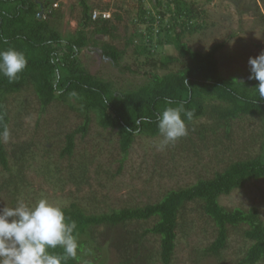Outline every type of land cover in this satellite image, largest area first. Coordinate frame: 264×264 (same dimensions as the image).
I'll use <instances>...</instances> for the list:
<instances>
[{
  "label": "trees",
  "instance_id": "obj_1",
  "mask_svg": "<svg viewBox=\"0 0 264 264\" xmlns=\"http://www.w3.org/2000/svg\"><path fill=\"white\" fill-rule=\"evenodd\" d=\"M57 1L0 0V50L14 48L23 52L28 60L27 67L15 81L9 82L0 75V133L5 128L9 131L10 127L7 97L28 87L32 88L44 110L58 100L82 117L83 122L67 132L62 141L59 158H69L71 161L75 159L78 135L84 139L92 121L119 136L122 167L138 135H160L157 121L165 107L183 106L193 113L190 121L185 117L188 135L176 141V148L182 150L191 144L194 136L203 141L208 135L224 130L227 137H231L235 134V131L231 132L234 121L245 116L262 119L259 138L254 136L247 142L250 143L247 146H251L255 144L253 139H260V151L255 156L233 161L212 179H199L188 187L169 190L157 202L143 206L124 205L104 214H88L75 203L63 207L68 221L76 224L74 235L78 241V251L88 244L85 237H89L92 227L106 224L125 229L128 222L154 219L153 225L145 229L141 239L127 237L128 230L121 233L124 236L121 242L128 245L121 248L125 251V258L120 263H130L141 257L148 261L156 256L155 260L149 262L173 264L178 240L187 235L181 231V227L186 223L192 224L185 217L188 203L198 202L216 229L214 240L202 249L198 260L204 256L221 259L222 252L228 247L231 230L236 229L245 238L247 247L235 264H264V219L260 210L256 207L231 209L219 201L222 195L244 187L251 180L264 179V99L259 98L256 89L258 80L249 77L239 79L223 73L217 52L224 43L203 52L192 49L185 41L186 36L206 26L205 9L195 0H155L154 11L142 7L138 15V23L146 25L147 31H140L136 23L126 40V48L121 49L114 43L119 37L114 34L116 24L111 21L112 16L93 18L94 7L89 5L88 0H79V28L75 33L63 35L55 25L59 21L57 17L55 21L54 9L50 11L51 19L41 14ZM90 29L91 36L88 34ZM100 36H107L109 40L103 41L99 39ZM98 45L102 56L115 67H121L123 72L143 74L145 81L135 88L122 91L116 87L114 80L90 73L81 54L85 48ZM128 45L133 46L138 62L140 57H145L142 63L148 66L146 70L142 71L139 65L138 68L121 66ZM167 46H173L178 55L157 57L158 49ZM171 63L180 64V67L158 73L159 67L167 69ZM166 99L171 104H166ZM145 117L147 120L142 119ZM23 154L27 156V153ZM87 154L75 159V169L80 176L87 175L93 164V158ZM26 159L29 160L28 156ZM25 162L21 154L16 159L18 166H11L3 138L0 137V166L3 171L11 173L0 184V197L3 195L9 199L2 203L0 210L15 207L18 196L24 193L21 184ZM43 171L47 181L57 177L52 162L45 164ZM54 181L60 183V179ZM149 234L158 236L160 240L159 249L153 250V253L141 248ZM132 243L135 245L132 246ZM49 251L61 255L62 264H83L78 252L73 258L65 256L59 247Z\"/></svg>",
  "mask_w": 264,
  "mask_h": 264
},
{
  "label": "rangeland",
  "instance_id": "obj_2",
  "mask_svg": "<svg viewBox=\"0 0 264 264\" xmlns=\"http://www.w3.org/2000/svg\"><path fill=\"white\" fill-rule=\"evenodd\" d=\"M88 1L94 7L93 14L105 12L108 16L112 15L111 21L116 24L114 34L119 37L114 43L121 49L126 48V40L138 23L140 10L144 8L154 11L155 4V0ZM195 1L206 11V26L193 35L186 36L185 41L192 49L203 52L209 51L216 44L224 43L217 52L223 73L247 79L251 75L249 58L264 52V0ZM52 9L55 10V21L57 18L59 21L55 25L63 35L75 33L79 28L81 15L79 0H58L42 11V16L51 19ZM136 27L140 31H147L144 24L138 23ZM91 30L88 32L89 36L92 34ZM99 39L109 40L107 36H100ZM90 47L85 48L81 54L90 73L114 80L116 87L122 91L135 88L145 81L143 74L123 72L121 67H115L102 56L100 45ZM133 49L132 45H128L121 66L138 68L139 65L142 71L146 70L148 66L142 63L145 57H140L138 62ZM160 55L177 56L178 53L173 46H167L158 49L157 57ZM179 67L180 64L171 63L167 69L159 67L157 71L163 74ZM6 106L10 116V135L3 142L11 166H18L16 159L21 154L26 160L21 184L24 193L18 196V201L29 205L46 197L62 207L75 203L88 214H104L124 205L143 206L157 202L169 190L188 187L199 179H212L233 161L255 156L260 151V139H253L255 144L251 146H247L250 145L247 142L249 138L258 137L261 133L262 119L245 116L234 121L231 132L235 131V134H231V137H227L224 130L208 135L203 141L194 136L191 144L183 150L176 148V142L160 150L157 147L162 139L160 135H138L121 167L123 154L119 148V136L92 121L87 136L83 139L78 135L76 140L75 159L87 153L88 157L93 158L87 175L80 176L75 169V159L71 161L69 158H59L66 133L83 122L78 113L58 100L44 110L30 87L8 96ZM23 152L27 153L29 160L26 159L27 156L24 157ZM48 162H52L53 171L57 175L54 180L60 179L59 184L54 180H46L43 169ZM10 174L0 166V184ZM5 197L7 196L0 197V207L4 201L9 200ZM219 201L221 205L231 209L240 207L248 210L256 207L264 219V179L251 180L244 187L222 195ZM185 214L187 222L192 224L186 223L181 227V231L187 235L178 240L173 264H235L243 256L247 242L241 232L232 229L228 247L222 252L221 259L204 256L198 260V254L215 238V225L198 202L188 203ZM153 223L154 219H150L128 222L125 229L106 224L92 227L89 237H85L88 244L78 251L81 263L121 264L125 258V251L121 248L128 245L121 242L122 237L124 238L121 233L128 230L127 237L141 239L145 229ZM148 236L141 248L153 253V250L159 249L160 240L153 234ZM155 259L156 256L145 261L141 257L126 264H159L149 262Z\"/></svg>",
  "mask_w": 264,
  "mask_h": 264
},
{
  "label": "clouds",
  "instance_id": "obj_3",
  "mask_svg": "<svg viewBox=\"0 0 264 264\" xmlns=\"http://www.w3.org/2000/svg\"><path fill=\"white\" fill-rule=\"evenodd\" d=\"M92 14L93 18L105 16V12ZM251 75L249 79L259 81L256 88L260 99H264V52L249 58ZM26 55L14 48L0 50V75L9 82L17 79L18 74L27 67ZM166 104L171 101L165 100ZM185 117L190 121L191 111L183 106L165 107L159 114L157 125L162 137L158 149L163 150L170 144L188 135ZM147 120V118H142ZM10 133L7 128L0 137L7 140ZM76 224L69 222L64 208L50 202L46 197L29 205L18 201L15 207L0 210V264H62V256L49 249L62 248L65 256L75 258L78 241L74 235Z\"/></svg>",
  "mask_w": 264,
  "mask_h": 264
},
{
  "label": "built area",
  "instance_id": "obj_4",
  "mask_svg": "<svg viewBox=\"0 0 264 264\" xmlns=\"http://www.w3.org/2000/svg\"><path fill=\"white\" fill-rule=\"evenodd\" d=\"M95 16H97V13H95Z\"/></svg>",
  "mask_w": 264,
  "mask_h": 264
},
{
  "label": "water",
  "instance_id": "obj_5",
  "mask_svg": "<svg viewBox=\"0 0 264 264\" xmlns=\"http://www.w3.org/2000/svg\"><path fill=\"white\" fill-rule=\"evenodd\" d=\"M40 15V14H39Z\"/></svg>",
  "mask_w": 264,
  "mask_h": 264
}]
</instances>
